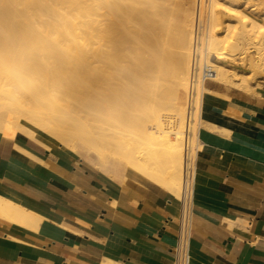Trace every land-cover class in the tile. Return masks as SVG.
Masks as SVG:
<instances>
[{"label":"bare ground","instance_id":"1","mask_svg":"<svg viewBox=\"0 0 264 264\" xmlns=\"http://www.w3.org/2000/svg\"><path fill=\"white\" fill-rule=\"evenodd\" d=\"M158 4L159 0H0V97L11 102H0L9 115L0 117V134L14 141L19 156L31 160L36 169L70 179L73 175L60 160H83L78 154L88 146L100 155L121 158L127 176L156 183L181 199L187 185L184 129L197 0H187L179 20L175 18V34L181 35L174 39L179 37L176 43L183 49L179 53L168 49L165 10ZM223 13L240 16V26L223 22ZM249 15L235 5L209 0L206 47L214 81L232 80V47L242 50L259 34L264 37V24ZM258 44L263 46L264 39ZM245 84L238 86L244 89ZM216 95L220 94L203 87L200 135L213 128L203 119L204 111L238 115L232 100L227 106L215 104ZM22 116L31 120L16 126L14 121ZM19 132L48 156L38 157L33 146L22 147L16 142ZM75 140L81 143L73 144ZM199 152L215 153L204 141ZM0 210L24 227L40 220L7 191L0 193Z\"/></svg>","mask_w":264,"mask_h":264},{"label":"crops","instance_id":"2","mask_svg":"<svg viewBox=\"0 0 264 264\" xmlns=\"http://www.w3.org/2000/svg\"><path fill=\"white\" fill-rule=\"evenodd\" d=\"M207 87L220 94L215 104L232 100L238 115L203 112L213 128L201 131L200 145L215 153L198 156L190 264H264V85ZM16 142L33 146L23 134ZM14 145L0 134V193L40 220L24 227L0 210V264L175 263L181 203L174 194L93 162L87 150V162L60 160L69 179L36 169Z\"/></svg>","mask_w":264,"mask_h":264},{"label":"built area","instance_id":"3","mask_svg":"<svg viewBox=\"0 0 264 264\" xmlns=\"http://www.w3.org/2000/svg\"><path fill=\"white\" fill-rule=\"evenodd\" d=\"M208 2L197 0L194 20L192 61L189 86L186 97L185 122V182L181 196V213L177 230V243L174 249V264H190V247L194 219L195 170L199 156L200 122L202 115V90L208 82L214 81L216 72L207 58L206 37L208 29Z\"/></svg>","mask_w":264,"mask_h":264},{"label":"rangeland","instance_id":"4","mask_svg":"<svg viewBox=\"0 0 264 264\" xmlns=\"http://www.w3.org/2000/svg\"><path fill=\"white\" fill-rule=\"evenodd\" d=\"M170 1H172V2H170ZM221 1L223 2V4H225L227 6L235 5L241 12H245L248 15L250 14L249 16L253 17L254 19H257L258 21H260L261 23L264 24V19H263L264 18V0H226V1L225 0H221ZM172 3H174V4H172ZM186 4H187V0H166V1L165 0H159L158 6L160 5L162 7L161 8L159 6L160 7L159 10H162V12H163V10H165L163 12L164 15H165L163 21H164V24H166V25H164V32H165V35H166L167 42L169 41L167 43L168 49L171 52L172 51H174V52L176 51L175 53L183 52V49H181V46H180L181 43L180 44L179 43H176L177 40L179 42V39H178L179 37L177 38V40H175L176 38L174 39V36L177 37L176 35H181V33H179V32H178L179 34H177V33L175 34V32L178 31V30H176V27L177 26H175V25H178V22H179V21H176L175 18L177 17L176 19L179 20V17H180V13L179 12L181 11V6H184ZM174 7L176 8V11H174L175 10ZM169 10H172V11H169ZM223 14L221 15V19H222L223 22L230 23L232 21L231 22L232 24H236V25L238 24L240 26V24L238 23V21H239L238 19H240V16L238 17V15H234V18H233V16H231L229 14H226V13H223ZM165 17H167V18H165ZM229 17L230 18L232 17V19L229 20L230 19ZM172 19H174V21H176V23L174 22V24H173V22H172L173 20ZM235 20H237V21H235ZM167 22L170 23V24H168ZM261 34L262 35L264 34V30H263V33H261ZM259 35H258V38L256 40H254L253 42H250V45L249 46H245V48H243L242 50L240 49L241 47H239V48L232 47L233 48L232 49L233 51L231 50V53H232L233 56H235V58L232 59L233 62H229L231 64L230 65V69L232 70V72H231V78H232V80L230 79L228 83H230V82L231 83L230 84L226 83L227 85L239 87L238 85H241L242 86V83L243 84L246 83L244 85V87L246 86L244 89H250L253 85H258L259 87L264 85V45L263 46H259L260 44H258V41L261 40V39H264V37L262 38ZM173 43H176V46L173 45ZM251 43H253V44H251ZM246 60L251 61V63L248 64L249 62H246ZM248 65H250V66H248ZM252 68L255 70V72H254V70ZM246 79L248 81H246ZM214 82L215 83H220V82H217V81H214ZM236 83H237V85H236ZM0 102H3V103L7 102L8 103L9 101L0 97ZM9 103H11V102H9ZM7 114L8 113H7V111L5 109L0 108V117L1 118L2 117L9 116ZM34 114H36V112H34ZM27 120H31L30 117H28V116H22L21 119L15 120L14 123L16 124V126L19 125V124H22V126L24 127L23 124ZM17 134L22 135V133H20V132L17 133ZM28 141L35 148L38 147L41 150H43L42 147H40L39 145L33 143L29 139H28ZM75 143H81V141L80 140H75L73 142V144H75ZM86 150L88 151L89 156H90V158H91V160L93 162L99 161V163L100 164H103V165H105L106 162H109L111 165L114 164L116 166L123 167V169L125 168V166H124L125 165V162L121 158H119L118 156H115V155H112V154H109V153H105L104 155H100V154L96 153L95 151H93L88 146H86ZM78 157L79 158H82L84 161L86 160L85 155L82 154V153L81 154L79 153L78 154ZM96 159H97V161H96ZM111 165H109V166H111ZM127 177H130V176H127Z\"/></svg>","mask_w":264,"mask_h":264}]
</instances>
